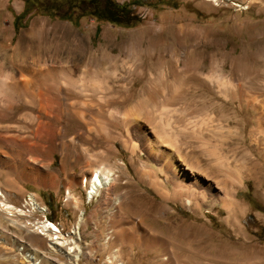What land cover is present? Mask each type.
<instances>
[{
    "label": "rangeland",
    "instance_id": "374dc122",
    "mask_svg": "<svg viewBox=\"0 0 264 264\" xmlns=\"http://www.w3.org/2000/svg\"><path fill=\"white\" fill-rule=\"evenodd\" d=\"M92 1L8 0L3 21L15 31V42L34 21H46L52 43H58L71 30L89 37L95 50L105 45L104 29L115 32L120 40L129 38L131 33L156 30L166 45L160 48L162 55L168 58L169 50L178 56L176 84L172 78L174 64L169 60L160 72L146 70L159 74L166 97L171 96L173 84L176 86L178 97L170 101L173 112L162 114V118L169 116L174 123L173 130L167 131L180 133L178 147L189 155V163L202 165L206 173L210 172L209 179L214 177L212 182L224 180L235 206L228 209L218 198L217 190L205 186L198 190L206 194V201L189 205L185 199L163 198L153 181L165 183L171 194L173 186L167 183L171 176L160 172V160L135 132L133 141L139 147L135 150L134 146L126 149L119 145V152L108 162L114 169L116 183L89 201L80 182L69 184L67 178L75 176L79 180L91 166L97 168L86 160L95 153L93 141L85 148L72 144L80 127L75 119L69 123L61 120L64 117L58 111L64 109L62 104L49 103L44 110L16 105L10 116L2 117L12 130L9 135L0 129L1 150L9 154L8 160H19V153L27 151L39 165L47 163L43 152L54 150L51 172L58 175L60 183L53 188L39 187L0 165V185L13 193L10 203L25 211V196L35 194L50 211L46 214L48 221L62 227L66 235L72 233L82 212L84 217L76 235L78 240L73 238L77 248L71 256L79 254L76 262L68 257L65 244L52 247L49 237L19 229L26 221H43L41 214L20 217L17 229L4 224L0 217V264H29L24 258L29 250L39 254L43 264H264V0H112L129 4L132 12L130 16L125 14V19L124 14L118 13L112 21L102 20L108 14L104 5ZM53 52L49 51V55ZM33 54L43 56L46 51L34 49ZM63 55H67L65 50ZM127 55L123 61L135 70L139 66L136 53ZM133 106L129 104L125 109L131 117L135 115ZM204 117L210 118L211 123ZM35 118L44 126L39 131L33 128ZM165 119L164 122L168 120ZM191 120L200 123H196L201 126L198 131L192 132L196 124ZM19 124L28 130L20 132L15 128ZM199 130L205 133L201 135L204 139ZM62 140L67 144L65 164ZM233 167L240 171V183L232 181ZM148 172L153 177L149 178ZM68 191L75 203L68 200ZM30 224L28 227L32 228ZM146 237L152 244L146 242Z\"/></svg>",
    "mask_w": 264,
    "mask_h": 264
},
{
    "label": "bare ground",
    "instance_id": "6f19581e",
    "mask_svg": "<svg viewBox=\"0 0 264 264\" xmlns=\"http://www.w3.org/2000/svg\"><path fill=\"white\" fill-rule=\"evenodd\" d=\"M7 4L8 0H0V129L4 130L6 134L11 132L12 128L8 123H5L4 119L6 117L3 115L10 116L16 105H24L31 109L36 108L35 110H44V105L47 107L46 105L49 103L57 104L58 106L62 104L64 105V109L61 108L63 110H59L60 112L58 111V113L62 114L64 119L61 115L59 120L62 118L61 120H68L69 123L70 120L75 119L80 127V132H78L79 135L77 134V138H73L71 141L72 144L75 147L85 148V146L91 145V140L94 143L93 148L95 149V153L89 155L86 160L90 161V164H95L97 168H92V166L89 165L91 166L90 169L84 171L79 180L75 176L67 178L69 184L77 181L80 182V185L87 191L89 201L99 196L102 190H109L108 188H111V186L116 183L117 180L113 175L114 169L110 167L108 162L116 152H119V145H123L126 149L134 146L135 150L137 149L135 147H139L133 141V132H135L137 135H140V137L138 135V138L146 142V146L150 153H152V155L154 154L156 158H158L157 160H160V172L168 173L171 176H168L170 179H168L169 181L167 180V183L173 186L171 194L167 190V185L165 183L153 181L155 190L161 194L163 198L185 199L189 205L198 200L206 201V194L204 195L198 190L199 187L205 186L208 190H217L218 198L225 207L230 209V207L235 206L230 196L231 192L229 193V190L225 187L226 184L224 180L212 182L211 180H214V177L210 180L208 174L210 172L206 173L201 167L202 165L189 163V155L183 153L182 149L178 147L177 139L180 133L178 134L175 131L169 133L167 131L174 123L172 119H168L169 116L166 118L168 120L164 122L165 118H162V114L164 115L165 111L166 114L167 111L173 112V109H171L173 105L170 101L174 100V96L176 97V86L174 84H176L178 80V70L176 67L178 56L176 52H171L168 49L169 57L165 58L162 55L160 48L166 45L162 42L161 38L157 36L156 30L131 33L129 38L120 40V37L115 32L104 29L102 38L105 45L103 44L99 49L95 50L92 45L89 44V37L82 36L71 30H68V34L60 38L58 43L54 44L49 39V23L46 21H34L30 30L21 34L19 40L15 42V31L9 28L7 26L8 24L3 21V13ZM34 49H43L46 51V54L43 56H35L36 53L33 54ZM51 50L54 52L49 55V51ZM64 50L67 52L66 56L63 55ZM131 51L136 53L139 61V66L136 67L135 70L133 66L123 61L127 59V54ZM19 52L22 53L19 55ZM168 60L174 64V67H172V78L175 81L170 90L171 96L169 98L166 97L163 92L162 79L159 77V74H156L157 76L153 74L155 70L160 72L159 69L161 70L162 66H164ZM148 69L154 70L153 73L147 72L146 70ZM152 83L156 84L150 87ZM224 84L225 86L227 85L226 81ZM224 84H222V86H224ZM218 87L220 88V86ZM253 102L255 101L253 100ZM132 103L134 105L132 110H134L135 115L131 117L125 109L127 105ZM184 113L186 112L184 111ZM256 113H258V111ZM193 115L195 116V114ZM205 118L206 120L208 119L207 117H204V119ZM36 119L37 118L34 119L33 128L35 127L37 130L44 128ZM206 120L201 121L204 124L210 122V120L209 122ZM176 122L179 121L177 120ZM191 122L194 123L195 126L198 121L195 123L191 120ZM197 124L200 125V123ZM197 124L193 128L189 126L192 132L198 131L199 127H201H197ZM181 125L178 127H181ZM206 126L204 127L205 129L207 128ZM94 127L97 128V130H95ZM15 128L20 132L28 130L26 127L21 126V124L18 126L16 125ZM94 131H96V134L93 136ZM198 133H201V131ZM205 133H201L200 136ZM202 136L201 139H204ZM192 137L194 136L192 135ZM206 139L207 138H205V141H207ZM14 143L17 142L14 141ZM61 152L63 156L62 162L65 164L67 144L63 140L61 143ZM10 153L15 154L16 152L10 151ZM27 153L29 152L24 151L23 154L19 153L21 155V159L19 160L18 158L16 160H8L10 158L8 156L9 154L2 151L0 148V165H4L11 171L17 173L19 178L26 183H32L44 188H53L57 186L60 183V178L56 173L52 174L53 165L55 163L54 150L49 149V151L43 152V156L47 161L45 165H39L37 161L31 156H28ZM19 154L17 156H19ZM217 163H220L219 159ZM63 167H65V165ZM234 170L235 175L234 178L232 177V181L237 184L241 182V180L239 182V179L242 178V176L237 168ZM230 171L231 170L228 172ZM55 172L58 171L55 170ZM148 173L147 176L151 178L152 173ZM232 173L234 172L232 171ZM155 175L154 176L157 177V174ZM230 179H228V181ZM183 182H187L188 184L184 185ZM11 197H13V193L7 191V189H4L2 185H0V217H2L4 224H9L8 226H11L13 229L19 227L18 219L20 217L23 216L27 218L26 214H41L46 217V214L50 212L48 207L42 204L33 193H29L25 196L28 200L24 199L25 205L23 206L25 207V211L28 209L27 212L13 206L10 203ZM68 197L70 202H76L69 191ZM83 217L84 214L82 212L78 224L73 228L74 233L79 231L81 223L83 222ZM27 223L26 221V223L21 224L19 229L21 227L20 230L27 228L30 229V231L38 232L41 236L49 237L52 242V247H58L65 243V247L67 246L65 250L69 253L68 257L71 259L73 258L75 262L78 261L79 254L73 255V257L71 256L77 248V243L74 247H68L69 245H66L73 244V241L72 239L63 240V236L66 234H64L61 229L62 227H56L48 220L36 222L32 224V228H29L30 226L28 227V225L30 223ZM67 235H72V233ZM116 238L117 237H115V240ZM130 240L132 241L131 236L129 241ZM146 242L152 244V241L147 239V237ZM147 246L150 247V244ZM24 258L29 264H43L41 256L30 250L26 252Z\"/></svg>",
    "mask_w": 264,
    "mask_h": 264
},
{
    "label": "trees",
    "instance_id": "16d2710c",
    "mask_svg": "<svg viewBox=\"0 0 264 264\" xmlns=\"http://www.w3.org/2000/svg\"><path fill=\"white\" fill-rule=\"evenodd\" d=\"M94 1L95 0L92 1V4L104 5V11L106 13H108L104 18L101 17L102 20L105 19L107 21H112L113 16H115L118 13L124 14L123 19H125V17H126L125 14L126 15L128 14V16L132 15L129 4L119 5L118 3H116L112 0H104V1L97 0L96 2H94ZM136 5H138V4H136Z\"/></svg>",
    "mask_w": 264,
    "mask_h": 264
},
{
    "label": "built area",
    "instance_id": "2783aa9c",
    "mask_svg": "<svg viewBox=\"0 0 264 264\" xmlns=\"http://www.w3.org/2000/svg\"><path fill=\"white\" fill-rule=\"evenodd\" d=\"M50 213V212H49ZM44 220H48L46 217H44ZM43 220V221H44ZM37 222H41V221H37ZM50 222V221H49ZM36 223V222H35ZM52 223V222H51ZM34 224V223H33ZM30 225H32V224H30ZM55 225V224H54ZM56 226V225H55ZM56 227H58V226H56ZM78 234V231L76 232V233H74V231H72V235H65V236H63V240L65 241V239H72V241H73V247H74V242H75V240H78V237L76 236ZM73 238L75 239V240H73ZM65 244V243H64Z\"/></svg>",
    "mask_w": 264,
    "mask_h": 264
},
{
    "label": "flooded vegetation",
    "instance_id": "af4514ba",
    "mask_svg": "<svg viewBox=\"0 0 264 264\" xmlns=\"http://www.w3.org/2000/svg\"><path fill=\"white\" fill-rule=\"evenodd\" d=\"M120 5V4H119Z\"/></svg>",
    "mask_w": 264,
    "mask_h": 264
}]
</instances>
